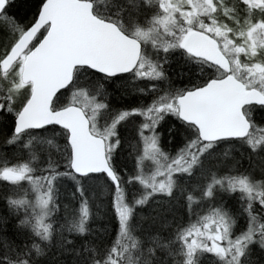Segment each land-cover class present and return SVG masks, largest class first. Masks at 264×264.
Here are the masks:
<instances>
[{"label":"snow or ice","instance_id":"1","mask_svg":"<svg viewBox=\"0 0 264 264\" xmlns=\"http://www.w3.org/2000/svg\"><path fill=\"white\" fill-rule=\"evenodd\" d=\"M0 264H264V0H0Z\"/></svg>","mask_w":264,"mask_h":264},{"label":"bare ground","instance_id":"2","mask_svg":"<svg viewBox=\"0 0 264 264\" xmlns=\"http://www.w3.org/2000/svg\"><path fill=\"white\" fill-rule=\"evenodd\" d=\"M0 188L2 189V185H0Z\"/></svg>","mask_w":264,"mask_h":264},{"label":"trees","instance_id":"3","mask_svg":"<svg viewBox=\"0 0 264 264\" xmlns=\"http://www.w3.org/2000/svg\"><path fill=\"white\" fill-rule=\"evenodd\" d=\"M0 190H2V189L0 188Z\"/></svg>","mask_w":264,"mask_h":264}]
</instances>
